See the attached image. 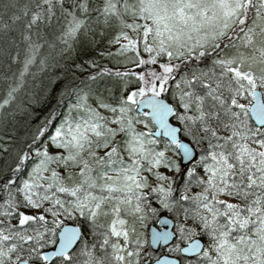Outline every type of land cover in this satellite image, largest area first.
I'll return each mask as SVG.
<instances>
[{
	"label": "snow or ice",
	"instance_id": "snow-or-ice-1",
	"mask_svg": "<svg viewBox=\"0 0 264 264\" xmlns=\"http://www.w3.org/2000/svg\"><path fill=\"white\" fill-rule=\"evenodd\" d=\"M0 264H264V0H0Z\"/></svg>",
	"mask_w": 264,
	"mask_h": 264
}]
</instances>
